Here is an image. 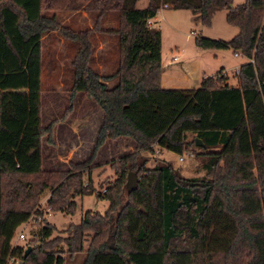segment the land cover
<instances>
[{"label":"trees","instance_id":"1","mask_svg":"<svg viewBox=\"0 0 264 264\" xmlns=\"http://www.w3.org/2000/svg\"><path fill=\"white\" fill-rule=\"evenodd\" d=\"M72 1L71 7L96 10L91 27L58 25L53 14L42 13L57 0H0V264L8 257L13 264L16 258L21 264H65L64 252L80 250V264H264V0L65 5ZM161 6L187 8L203 25L226 10V22L237 31L228 39L195 36L194 42L230 46L245 56L236 85L221 82L226 75L219 70L202 78L180 105H171L160 87V32L148 22ZM107 10L118 14L117 26L102 30L116 34L118 58L113 71L99 73L89 64L88 36L101 30L98 17ZM49 30L76 43L64 111L77 91L101 110L90 153L65 168H45L41 161V137L49 140L54 122L42 125L39 115L40 40ZM119 136L133 148L111 160L114 179L95 190L83 172L88 175L105 139ZM155 141L176 152L196 147L205 175H182L164 157L146 166L139 152L152 150ZM128 171L135 176L126 186ZM43 191L50 210L72 213L74 197L92 192L107 205L102 212L84 210L63 235H52L55 227L42 215L24 254L26 244L9 240Z\"/></svg>","mask_w":264,"mask_h":264},{"label":"rangeland","instance_id":"2","mask_svg":"<svg viewBox=\"0 0 264 264\" xmlns=\"http://www.w3.org/2000/svg\"><path fill=\"white\" fill-rule=\"evenodd\" d=\"M57 1L56 6L43 7L42 13L53 14L58 25H66L73 29L92 26L96 10L71 7L73 1L69 3V6L65 5L67 0ZM242 1L244 0H230L232 5ZM145 3L146 0H136L135 5L143 6ZM225 12V9L215 11L211 16L210 23L203 25L193 17L192 12L187 8L161 6V10L156 11L155 17L153 16V21L150 20V23H153L160 32V65H163V71L173 72L179 76L183 75L187 84L191 83V87H196L202 78L221 70L226 75L221 82L225 81L236 85L238 80L235 68L246 59L245 56L238 50L233 52V48L230 46L202 48L194 42V37L199 35L222 39L230 38L237 31V27L226 22ZM117 23V12L107 10L98 17L97 25L101 30H93L89 33L88 37L92 46L89 64L99 73L111 72L117 65V36L113 32L102 31L103 28H115ZM75 48L76 43L64 38L58 30L44 32L40 40V123L45 125L50 119H54L49 140H46V134H43L40 142L41 161L45 168H65L69 160L85 158L90 153L101 119L100 108L82 91L74 94L71 99V107L64 111L68 105V89L71 82L70 58ZM173 54H177V57L173 58ZM193 64L195 68H198V72L195 74L196 80L193 78L195 70ZM186 66L189 67L188 70L185 68ZM200 70L207 75L201 77ZM113 80H108L107 84L110 85ZM74 105L80 106L75 109ZM67 118L69 122L66 123ZM94 120L97 122L95 125L92 124ZM152 125L155 127L154 122ZM150 129L154 131L157 128ZM148 132L151 134L150 131ZM187 137L192 136L187 133ZM160 147L159 143L155 141L152 144V150L139 152L140 156L146 158V166H151L155 159L164 157L182 175L189 177L205 175L203 159L194 155L196 147L179 152L167 151L168 148L161 149ZM162 147L164 148V146ZM132 148L133 143L129 138L121 136L106 138L95 150L92 158L93 166L88 175L87 172H83V180L85 181V178L89 177L95 190H103L104 186L110 183L115 176L111 160ZM178 155H182V158L178 159ZM47 194V191L41 193L30 216L15 227L9 240L10 244L25 245L27 241L34 238L36 222L43 218L42 215L54 225L55 229L52 235H63V228L68 223L77 222L84 210L102 212L107 205L106 199L92 192L74 197L76 204L72 213L50 210L45 202ZM38 211L40 214H36ZM18 230L23 231V238L15 237ZM85 244L86 242L83 243V247ZM60 245L63 244L60 243ZM63 257L65 264H80L83 250L71 255L64 252Z\"/></svg>","mask_w":264,"mask_h":264},{"label":"crops","instance_id":"3","mask_svg":"<svg viewBox=\"0 0 264 264\" xmlns=\"http://www.w3.org/2000/svg\"><path fill=\"white\" fill-rule=\"evenodd\" d=\"M147 2V0H146ZM161 10V7L157 9ZM155 17V15H154ZM154 17H151L150 20L151 22L153 21L152 19ZM153 24V23H151ZM234 52V51H233ZM177 54H173V58H176ZM185 68H187L188 70V66H186ZM193 68H195V65L193 64ZM222 68V67H221ZM163 65H161V71H160V87L167 90V94L169 95L170 99H171V105H180L185 98L191 93V91L195 88H197L199 85H197L196 87H191V83L187 84L186 81H184V77L183 75L179 76L177 74H174L173 72H169V71H163ZM223 69V68H222ZM190 71V69H189ZM198 72V68L196 67L194 70V80H196V76L195 74H197ZM201 77L207 74H203V71L200 70ZM229 84V83H228ZM232 85H235L234 83H231ZM78 92V91H77ZM80 105H74V108H78ZM91 106V105H90ZM82 112L84 113V110H82ZM69 122L68 118L66 119V123ZM97 122L94 120L92 122V124H96ZM161 149H165L162 146L160 147ZM167 151H172L169 149H166ZM41 152V151H40ZM68 166V164H67ZM49 168H56V167H49ZM19 231V230H18Z\"/></svg>","mask_w":264,"mask_h":264},{"label":"water","instance_id":"4","mask_svg":"<svg viewBox=\"0 0 264 264\" xmlns=\"http://www.w3.org/2000/svg\"><path fill=\"white\" fill-rule=\"evenodd\" d=\"M134 172L133 171H128L127 172V175H126V186H129V185H132L133 181H134ZM29 249V245H27L25 248H24V251L23 253L25 254ZM22 263V259H19V258H16L14 260V264H21Z\"/></svg>","mask_w":264,"mask_h":264},{"label":"built area","instance_id":"5","mask_svg":"<svg viewBox=\"0 0 264 264\" xmlns=\"http://www.w3.org/2000/svg\"><path fill=\"white\" fill-rule=\"evenodd\" d=\"M148 22L150 23V19L148 20ZM237 67L235 68V71H237ZM181 158H182V155H178V159H181ZM15 237L16 238H23L24 237L23 231L22 230L17 231ZM6 264H13V258L12 257H8L7 261H6Z\"/></svg>","mask_w":264,"mask_h":264}]
</instances>
